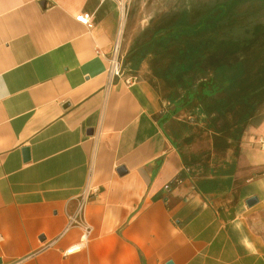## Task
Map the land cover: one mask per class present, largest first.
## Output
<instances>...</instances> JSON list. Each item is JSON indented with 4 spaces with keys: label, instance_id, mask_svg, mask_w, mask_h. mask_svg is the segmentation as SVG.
Wrapping results in <instances>:
<instances>
[{
    "label": "crops",
    "instance_id": "crops-1",
    "mask_svg": "<svg viewBox=\"0 0 264 264\" xmlns=\"http://www.w3.org/2000/svg\"><path fill=\"white\" fill-rule=\"evenodd\" d=\"M119 27L118 0H0V264H264V121L186 152L133 42L109 77ZM85 189L93 231L65 255Z\"/></svg>",
    "mask_w": 264,
    "mask_h": 264
},
{
    "label": "rangeland",
    "instance_id": "rangeland-1",
    "mask_svg": "<svg viewBox=\"0 0 264 264\" xmlns=\"http://www.w3.org/2000/svg\"><path fill=\"white\" fill-rule=\"evenodd\" d=\"M220 10L223 14L219 18L222 19L221 21L225 25L223 26L222 35L217 39L223 37L227 40L225 51L219 50L214 53L217 47L212 48L210 45L207 47L205 44L199 45V52L204 54L206 58L208 57V60H201V64H198L197 67L190 69L188 66L185 67L186 69L182 71L183 74L177 72L180 71V68L172 66L173 62L168 60L155 62L148 57L140 65V69L144 68L147 79L155 84L163 98L165 97L166 108H174V104L166 100V96L168 97L171 89H175L176 92L182 94L188 91L200 93L208 82H212L224 90L223 94L218 93L215 96L216 100L221 95L227 96L230 92L232 104L236 103V108L227 115L226 119L223 118L218 121L219 128L225 126L221 125L223 123L234 122L235 118L233 116L244 110V107L238 104V102H241L240 99H237L238 95L231 97V94L235 92V87H239L243 94L252 90L256 91L264 85V10L258 9L256 3L252 0H130L127 3L121 47L122 54L126 45L129 42H134L135 38L143 31L154 27L157 23L163 24L171 17L175 18L178 41L180 39L183 42L187 41L184 39L185 37H180V34L189 32L188 25L193 15L195 18L198 17L195 20L196 24H203L200 27V30L203 29V33H199L195 37L204 40L205 38L209 39L216 34L215 31L209 29V26L216 20L213 21L211 15H217ZM193 28L199 29V26L194 25ZM190 38L193 40V33ZM200 38L199 40H201ZM222 56V60H212L215 57ZM188 64L190 62H187L186 65ZM239 64L240 66H238ZM154 69H157V71ZM255 99H263V103L249 121L251 125L264 121V90L258 93ZM193 108L192 106H186L185 109L177 113L181 120L180 128L186 134L181 137L180 142L186 152L191 149L205 154L211 144V133L205 129L206 123L200 122L197 116L192 113ZM251 125L243 128V132L245 133ZM212 131L216 133V131Z\"/></svg>",
    "mask_w": 264,
    "mask_h": 264
},
{
    "label": "trees",
    "instance_id": "trees-1",
    "mask_svg": "<svg viewBox=\"0 0 264 264\" xmlns=\"http://www.w3.org/2000/svg\"><path fill=\"white\" fill-rule=\"evenodd\" d=\"M222 10H220L215 16L211 15L212 20H216L213 24H211V26H209V29L211 31H215L216 34L214 37H210L209 39L205 38V40L201 39L200 37L199 38L201 40L196 38L199 33H203V29L200 30V27L203 24H196L195 20L198 17L195 18L194 15L189 21V32L180 34V37H185L184 39L187 40L184 42L181 41L180 38L178 41V37L176 36L177 26L174 17L168 18L167 21L163 22V24L160 23L161 25L157 23L154 27L148 28L135 38L131 49L126 56V63L129 64L132 69L137 70L140 68L141 63L148 57L152 58V60L155 62H159V60H168L173 62L172 66H178L180 71L178 70L177 72L182 74V71H184L186 69L185 67L187 66L189 69L197 67L198 64H201V60H208V57L206 58L204 54L199 52V45L205 44L207 47L208 45H210L212 48L217 47L214 53L219 50L225 51L227 49L225 44L228 43L227 40H225L223 37L217 39V37L222 35L223 26L225 25L221 21L222 19L219 18L223 14ZM194 25L199 26V29H194ZM190 32L194 35L193 40L190 38ZM218 45H220V47H218ZM222 58L223 56L219 58L215 57L212 60H222ZM187 62H190V64L186 65ZM238 66H240V64ZM154 70L157 71V69ZM203 74L206 75L204 72ZM238 88L239 87H235V92L231 94V97L233 95H238L237 99L241 100V102H238V104L242 105L244 110L241 113H238L236 116H233L235 118L234 122H227L225 124L223 123L221 125L225 126H221L220 128L218 127V125H220L218 124V121L223 118L226 119L227 115H229V113L234 111V108H236V103L232 104L230 92H228L227 96L221 95V97L216 100L215 96L218 93H224L223 88L220 89L216 84L208 82V84L202 88L203 90L200 93L188 91L185 94H182L181 92H176L175 89H171L168 93V97L166 96V100L174 104L175 113H179L185 109L186 106H192L194 107L192 109V113L197 116V119L200 122L206 123V128L222 133L230 132L233 137L239 138L243 132V128H246L248 121L254 117L257 109L251 103V99L254 97V94L250 91L242 94L241 89ZM260 88V90L263 91L264 85L260 86ZM234 126L236 129L233 128ZM238 126H240V128L237 129Z\"/></svg>",
    "mask_w": 264,
    "mask_h": 264
},
{
    "label": "built area",
    "instance_id": "built-area-1",
    "mask_svg": "<svg viewBox=\"0 0 264 264\" xmlns=\"http://www.w3.org/2000/svg\"><path fill=\"white\" fill-rule=\"evenodd\" d=\"M119 6H120V27L118 31V37L117 40L114 43L112 54L109 58V68H108V75L111 79L115 77H120L122 75V68H123V58L121 54V47H122V38H123V30L124 27H121V20L126 18V11H127V3L130 0H118ZM92 14L90 13H84L77 16V20L87 25L89 28H92L94 26ZM136 80V77H129L127 78L128 84H133V82ZM256 144L264 148V134L258 137L256 140ZM94 192L93 189H85L83 193L81 194L78 205L76 208V211L69 215L68 219V225L66 229H69L72 226H79L82 230V237L81 240L73 245H71L64 253L65 255L74 254L77 252L82 251L90 238V235L92 234L93 228L92 226L87 222L85 217V207L86 202L90 195ZM56 240H53L52 242H49L47 244V247L52 246Z\"/></svg>",
    "mask_w": 264,
    "mask_h": 264
},
{
    "label": "water",
    "instance_id": "water-1",
    "mask_svg": "<svg viewBox=\"0 0 264 264\" xmlns=\"http://www.w3.org/2000/svg\"><path fill=\"white\" fill-rule=\"evenodd\" d=\"M46 1H43L42 2V5L45 7L46 6ZM29 149L28 148H26L25 149V159H29ZM121 171H124V169H122ZM257 200H258V198L256 197V196H253V197H251V198H249L248 200H247V204L248 205H253L254 203H256L257 202ZM168 264H173V262H169Z\"/></svg>",
    "mask_w": 264,
    "mask_h": 264
},
{
    "label": "bare ground",
    "instance_id": "bare-ground-1",
    "mask_svg": "<svg viewBox=\"0 0 264 264\" xmlns=\"http://www.w3.org/2000/svg\"><path fill=\"white\" fill-rule=\"evenodd\" d=\"M124 23H125V20L122 19V20H121V27H122V28L124 27ZM122 30H123V29H122Z\"/></svg>",
    "mask_w": 264,
    "mask_h": 264
}]
</instances>
